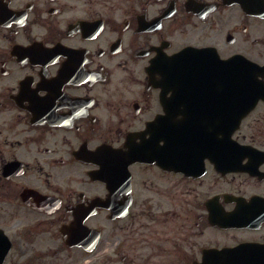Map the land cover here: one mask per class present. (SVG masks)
Returning a JSON list of instances; mask_svg holds the SVG:
<instances>
[{"label": "flooded vegetation", "instance_id": "af4514ba", "mask_svg": "<svg viewBox=\"0 0 264 264\" xmlns=\"http://www.w3.org/2000/svg\"><path fill=\"white\" fill-rule=\"evenodd\" d=\"M232 62L264 85V0H0V264H264V97L230 136L202 78Z\"/></svg>", "mask_w": 264, "mask_h": 264}, {"label": "rangeland", "instance_id": "374dc122", "mask_svg": "<svg viewBox=\"0 0 264 264\" xmlns=\"http://www.w3.org/2000/svg\"><path fill=\"white\" fill-rule=\"evenodd\" d=\"M66 253L63 255L61 254L60 257H64L61 261H58V264H85L84 263V256L81 254H75L74 252L68 253V257H66ZM93 256H85V259L92 258ZM91 264V263H89Z\"/></svg>", "mask_w": 264, "mask_h": 264}, {"label": "water", "instance_id": "95a60500", "mask_svg": "<svg viewBox=\"0 0 264 264\" xmlns=\"http://www.w3.org/2000/svg\"><path fill=\"white\" fill-rule=\"evenodd\" d=\"M235 126H231V130L234 128Z\"/></svg>", "mask_w": 264, "mask_h": 264}]
</instances>
